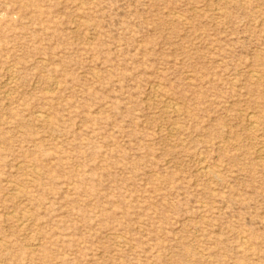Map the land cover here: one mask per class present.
I'll use <instances>...</instances> for the list:
<instances>
[{
    "label": "rangeland",
    "instance_id": "rangeland-1",
    "mask_svg": "<svg viewBox=\"0 0 264 264\" xmlns=\"http://www.w3.org/2000/svg\"><path fill=\"white\" fill-rule=\"evenodd\" d=\"M0 264H264V0H0Z\"/></svg>",
    "mask_w": 264,
    "mask_h": 264
},
{
    "label": "bare ground",
    "instance_id": "bare-ground-1",
    "mask_svg": "<svg viewBox=\"0 0 264 264\" xmlns=\"http://www.w3.org/2000/svg\"><path fill=\"white\" fill-rule=\"evenodd\" d=\"M171 107L173 108V106H171ZM171 107H170V108H171ZM170 112H171V111H170Z\"/></svg>",
    "mask_w": 264,
    "mask_h": 264
}]
</instances>
